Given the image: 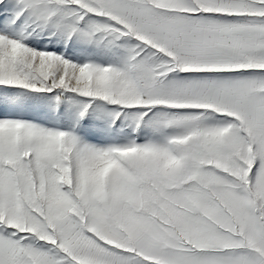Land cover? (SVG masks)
I'll return each mask as SVG.
<instances>
[{"label":"snow or ice","instance_id":"6c2138e0","mask_svg":"<svg viewBox=\"0 0 264 264\" xmlns=\"http://www.w3.org/2000/svg\"><path fill=\"white\" fill-rule=\"evenodd\" d=\"M0 264H264V0H0Z\"/></svg>","mask_w":264,"mask_h":264}]
</instances>
